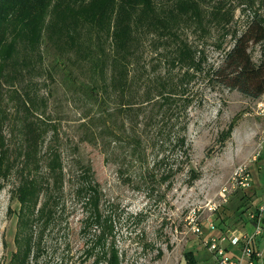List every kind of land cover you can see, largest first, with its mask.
Listing matches in <instances>:
<instances>
[{"label":"rangeland","instance_id":"374dc122","mask_svg":"<svg viewBox=\"0 0 264 264\" xmlns=\"http://www.w3.org/2000/svg\"><path fill=\"white\" fill-rule=\"evenodd\" d=\"M106 2L52 0L35 50L25 36L5 33L0 135L9 164L0 181V264L16 249L19 204L13 192L21 167L35 166L25 158L27 93L35 100L33 118L46 128L39 151L59 147L66 171L68 208L45 232L41 264H105L87 256L99 229L83 235L73 196L77 182L70 176L85 166L101 187L102 215L114 228L107 246L115 242L120 264H189V253L204 249V234L194 233L192 219L204 233L211 224L236 228L263 201L256 176L262 184L264 116L257 105L264 94L247 97L213 74L250 22L258 15L264 22V0H151L149 10L140 5L124 38V70L113 64L115 11L107 10L91 30L77 21ZM249 52L259 63L261 45L251 44ZM97 58L100 67L93 65ZM122 76L118 93L113 84ZM121 101L123 111H113ZM101 111L111 123L122 121L118 146L108 133L99 134L97 121L90 128L102 148L85 139L92 135L84 124ZM239 166L250 172L248 187L235 183Z\"/></svg>","mask_w":264,"mask_h":264},{"label":"trees","instance_id":"16d2710c","mask_svg":"<svg viewBox=\"0 0 264 264\" xmlns=\"http://www.w3.org/2000/svg\"><path fill=\"white\" fill-rule=\"evenodd\" d=\"M104 5H98L95 1L94 10L89 14H82L77 21L80 26H87L92 29V24L100 21V17L111 9L115 11L116 17L112 28L113 46L120 54L114 58V69L124 70L122 55L124 49V38L129 36V29L134 24V13L140 5L149 10L151 0H106ZM52 0H0V46L5 44V33L9 30L17 36H25L28 39L33 50L37 48L43 26L44 18L48 12ZM117 2V3H116ZM145 7H143L145 9ZM251 44L261 45V58L259 63L252 60L249 52ZM120 51V52H119ZM94 55V52H93ZM93 62L95 67H100V58ZM122 66V67H121ZM213 76L219 82L229 87L237 89L243 95L258 99L264 94V22L258 15L247 27L246 31L236 38L233 47L226 53L223 63L214 70ZM124 85V76L114 81V89L121 91ZM123 90V88H122ZM28 101L23 102L27 110V148L25 156L26 162L35 163L34 167L23 168L20 170V181L17 184L13 195L16 198L19 207L16 211V249L11 253L9 261L4 264H41L43 254L42 241H44L45 232L56 221L62 220L63 214L68 208L65 199V178L66 171L63 164L62 152L58 150L39 151L40 145L45 142V124L43 120L35 117V100L27 93ZM22 101V100H21ZM98 101V100H97ZM22 104V103H21ZM124 104L121 101L118 112L123 111ZM100 113V112H99ZM92 121L84 124L86 128L94 126V122L102 123L100 133H108L114 137L118 146L123 138L121 134L122 121L119 124L111 123L104 116V112L95 114ZM96 128V130H97ZM91 135L85 136L90 143L102 148L93 127L90 128ZM124 141V140H123ZM5 139L0 135V181L1 176L5 174L8 168L6 164ZM44 161L43 167L42 162ZM40 166L42 168H40ZM69 175V174H68ZM70 176V175H69ZM71 178L76 179L73 189V196L76 199L79 209L82 213L81 231L86 237L90 235L91 230L96 226L99 233L91 240L92 244L86 250L87 256L95 255V261L105 264H120L119 251L115 242L111 241L107 246L109 236L113 237L114 228L109 223L108 218L104 217L101 200L102 190L95 179L94 172L90 166L77 169ZM1 187V184H0ZM40 202V206L38 207ZM58 205V211H57ZM58 212V214H57ZM88 243L90 241L87 240ZM95 251H98L95 254ZM189 264H196L195 257L189 253Z\"/></svg>","mask_w":264,"mask_h":264},{"label":"built area","instance_id":"2783aa9c","mask_svg":"<svg viewBox=\"0 0 264 264\" xmlns=\"http://www.w3.org/2000/svg\"><path fill=\"white\" fill-rule=\"evenodd\" d=\"M258 109L262 116H264V101L258 102ZM235 183L243 187L250 185V172L247 166H239L234 175ZM227 189L223 188L221 196L225 199ZM248 220L251 223L252 231L247 232L244 230L239 236L232 237L230 231L223 232L219 237L209 236L204 237L203 240L208 250L215 254L218 264H264V246L257 249L255 245L258 243L259 238L264 233V202L252 212L248 214ZM194 233L198 235L204 234L199 223L191 220ZM216 226L211 224L209 229H215ZM205 238V239H204ZM229 242L233 244H240V253L237 256H232L227 250ZM228 243V244H227ZM227 244V245H226Z\"/></svg>","mask_w":264,"mask_h":264},{"label":"crops","instance_id":"0c3cea01","mask_svg":"<svg viewBox=\"0 0 264 264\" xmlns=\"http://www.w3.org/2000/svg\"><path fill=\"white\" fill-rule=\"evenodd\" d=\"M259 174V173H258ZM256 176L257 181L260 184V187H264V182L261 184L260 182V177L261 175L259 174ZM259 187V188H260ZM264 195V192H263ZM264 202V198L263 201L261 203ZM245 223H242L241 226H237L236 228L232 227V228H220L218 226H216L215 229H209L207 226V231L204 233V237H209V236H216L219 237L224 231H230L231 232V236H239L244 230H246L247 232L252 231V226L251 223L249 222V220H243ZM205 239V238H204ZM204 241V240H203ZM203 248L202 250L199 251V253H196L194 255L195 260H196V264H217L214 257L212 256L211 252L208 250L207 246L205 245V243H203ZM228 244V243H227ZM226 244V245H227ZM264 246V233L261 236V238H259L258 243L255 245V247L257 249H261ZM240 244H233L231 242H229V244L227 245V250L230 253V255L232 256H237L240 253Z\"/></svg>","mask_w":264,"mask_h":264}]
</instances>
